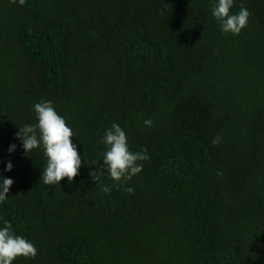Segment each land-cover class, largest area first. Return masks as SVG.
<instances>
[{
  "label": "trees",
  "instance_id": "trees-1",
  "mask_svg": "<svg viewBox=\"0 0 264 264\" xmlns=\"http://www.w3.org/2000/svg\"><path fill=\"white\" fill-rule=\"evenodd\" d=\"M214 2L0 0V228L37 249L13 264H264V0H233L251 13L238 35ZM41 101L72 129L71 183H43L42 147L16 136ZM113 123L150 157L119 187Z\"/></svg>",
  "mask_w": 264,
  "mask_h": 264
},
{
  "label": "clouds",
  "instance_id": "clouds-1",
  "mask_svg": "<svg viewBox=\"0 0 264 264\" xmlns=\"http://www.w3.org/2000/svg\"><path fill=\"white\" fill-rule=\"evenodd\" d=\"M10 2L15 4L17 0H10ZM18 3L22 6L25 4V0H18ZM232 5L233 0H215L212 5V15L220 23L223 33L238 35L247 26L251 13L241 4L237 14H230ZM34 111L37 123L19 128L16 134L17 138L22 141L25 154L27 155L33 149L42 147L47 158L46 168L40 178L43 183L47 185L60 184L64 178H67L71 183L78 175L81 166V157L77 151V146L72 142V129L57 114L51 101L36 103ZM143 123L148 127L152 125L150 119ZM219 139L217 136L212 143L218 144ZM101 143L106 146V151L102 154L103 164L106 166L110 178L116 182V187H119L122 181L131 180L142 170L143 164L140 162L150 158L146 149L138 152L129 150L126 133L116 123H113L105 131ZM15 148V144L10 145L9 152H13ZM12 167L11 162H9L6 170L11 171ZM90 175L94 181H99L100 176L95 170ZM218 175H222V173H218ZM0 178H2V182H0V203H2L8 197L7 194L14 181L4 178L2 175ZM124 190L129 194L134 192L131 187ZM102 191L108 193L111 188L104 186ZM4 225L3 228H0V264H13V261L20 256L35 258L37 249L34 244L22 236L15 235L11 223L7 220L4 221Z\"/></svg>",
  "mask_w": 264,
  "mask_h": 264
}]
</instances>
